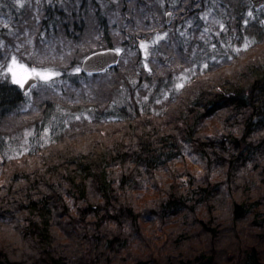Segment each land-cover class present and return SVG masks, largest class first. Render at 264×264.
<instances>
[{
    "label": "trees",
    "instance_id": "trees-1",
    "mask_svg": "<svg viewBox=\"0 0 264 264\" xmlns=\"http://www.w3.org/2000/svg\"><path fill=\"white\" fill-rule=\"evenodd\" d=\"M83 1L72 9L65 0H52L55 7L41 0L34 29L18 0H0V41L12 47L14 33L25 28L37 44L56 35L58 49H66L59 63L77 65L90 51L113 46L98 8L93 14ZM136 1L132 10L141 19L145 4ZM177 2L174 17H187L185 2ZM224 2L237 27L247 3ZM259 20L244 25L252 45L229 62L210 63L154 110L133 105L116 117L108 112L129 79L156 77L162 85L164 66L187 61L174 37L161 41L150 71L137 50L126 60L121 55L112 70L84 75L94 97L82 105L99 115L60 125L47 144L17 157L2 154V141L19 122L40 115L22 108L25 96L4 72L12 52L6 50V61L0 49V264H264ZM53 104L42 106L44 117Z\"/></svg>",
    "mask_w": 264,
    "mask_h": 264
},
{
    "label": "rangeland",
    "instance_id": "rangeland-1",
    "mask_svg": "<svg viewBox=\"0 0 264 264\" xmlns=\"http://www.w3.org/2000/svg\"><path fill=\"white\" fill-rule=\"evenodd\" d=\"M81 1L65 0L63 3L67 2L73 5L71 6L72 9H77ZM93 1L95 4L89 0L83 1V8L84 5L88 6V11L93 14L98 8L99 13L97 12V15L105 20L112 31L113 47L119 49L120 56L124 55L125 60L138 50L142 55L144 65L147 64L146 69L150 71V62L154 60L153 55L155 56L158 51L159 44L162 40H168L170 37H174L178 44L182 46V50L188 55L187 61L181 67H175L176 65L164 66L165 82L162 85L158 83L159 78L156 77L153 79L143 78L141 81L129 79V85H122L121 89H118L111 97L110 111L108 110L109 113L112 112L111 117H116L115 115L118 113L127 112V110L133 111V105L154 110L156 104L179 89L177 88L178 84H183L184 86L189 83L195 74L207 68L205 65L218 63L222 59L225 62H229L232 58L238 57L249 45H252L255 40L248 33H245L244 25L251 21L255 22L256 19H261L259 21L264 24V9L259 12H253L249 0H244L247 6H245V11L237 27L233 26L235 21L233 18L235 17L224 0H139L140 5L145 4L143 9L139 10V13H146L141 19L137 16V11L135 9L132 10L133 6L136 7V0ZM175 2H177V5L185 2L184 4L189 8L187 17H174L175 13L172 7ZM67 7L66 5L64 9H67ZM166 11H171L172 13L171 21L174 20L172 25L161 23V19L164 20ZM249 12L252 13L251 16L248 15ZM87 18H90V16L87 15ZM89 23L92 22L89 20ZM164 24L166 25L165 27ZM121 30L123 31V37L119 33ZM28 31L25 28L18 35L21 39H26L28 36L31 37ZM157 35L164 38L154 43ZM41 36L45 37V33H42ZM42 39L47 43L37 44L32 38L30 45L22 46L20 51L17 52L14 45L20 44L21 40H17L14 37L12 47H6L5 49V51L12 52L11 56L15 55L20 63L25 64L29 68L36 67L37 70L46 69L60 73L47 84L37 80L35 87L29 89L24 95L25 104L22 108L28 112L31 110V114L40 116L37 120H30L29 122L25 120L24 124L19 122L12 137L6 136L4 138L1 144V152L6 157H17L32 150L35 146L47 144L54 134L58 132L57 129H59L60 125L66 126L70 122L78 121L75 119L77 116L82 120L89 119L91 115H99L97 112H91L90 107L82 105L86 101L85 99L93 98L94 95L90 93L89 86H86L91 81L81 74L80 71H76L77 68L80 70V63L65 68L66 65L60 64L59 60H63L62 57L66 49L64 47L58 49L54 43L58 42L56 40H59V37L57 36L56 38V35L54 37L51 35L49 41L41 37ZM142 43L148 45L147 54L141 48ZM92 45L95 46L96 44L92 42ZM64 49L65 51H62ZM50 59L56 60L57 63H50ZM55 64H58V66ZM61 65L63 66L61 67ZM4 72L8 74L11 81V74L7 72V67ZM108 77L109 74L98 78L96 81H100L102 78L107 79ZM16 87L21 90L18 85ZM53 101V108L44 117V114L41 113L42 106L45 104L50 105ZM79 105L82 106L78 109H73V107ZM115 108H118L121 112H113ZM192 167V171L196 174L199 168L194 164Z\"/></svg>",
    "mask_w": 264,
    "mask_h": 264
},
{
    "label": "snow or ice",
    "instance_id": "snow-or-ice-1",
    "mask_svg": "<svg viewBox=\"0 0 264 264\" xmlns=\"http://www.w3.org/2000/svg\"><path fill=\"white\" fill-rule=\"evenodd\" d=\"M19 2V7L24 10V23L26 24H32V21H36V23H39V17L43 15V9H42V4L41 0H28L27 3H25V0H18ZM47 7H55V4L52 3V0H47ZM33 12L36 13V15H33ZM168 15H171V13H168ZM249 16L252 15L251 12L248 13ZM32 27L35 29L36 24H32ZM223 27V25H221ZM15 35V38L17 40H21L20 44L14 45L15 51L19 52L20 48L24 45H30L32 43V38L28 36L26 39H21L19 35ZM164 37L157 35L156 41L158 42L159 40L163 39ZM40 43H47L43 39L40 41ZM247 46V45H246ZM6 48L5 44L0 41V49ZM141 48L145 50V53L147 54V49L148 45L142 43ZM119 52V49H117ZM3 59L6 61L8 60V53L5 51ZM7 72L11 74V81L13 84L18 85L20 88H23L24 85L30 80H38V81H43L45 84H47L49 81H52L54 77L60 75L58 72L46 70V69H41L37 70L36 67H31L29 68L23 63H20L19 60L15 55H12L10 58V61L7 63ZM145 67H147V64H145ZM207 67V65H205ZM77 72L80 70L77 68ZM5 79H7V76H5ZM32 87H35V84L32 85ZM183 84H178L177 88H182ZM75 119L79 120L80 117L77 116Z\"/></svg>",
    "mask_w": 264,
    "mask_h": 264
},
{
    "label": "water",
    "instance_id": "water-1",
    "mask_svg": "<svg viewBox=\"0 0 264 264\" xmlns=\"http://www.w3.org/2000/svg\"><path fill=\"white\" fill-rule=\"evenodd\" d=\"M253 8L259 9L264 6V0H250ZM167 12L165 14L166 23H170V16ZM119 61V54L113 48H105L97 50L86 55L80 63V71L83 74H99L107 69L116 67ZM36 83V80L30 79L22 88L24 93L28 90L33 84Z\"/></svg>",
    "mask_w": 264,
    "mask_h": 264
},
{
    "label": "flooded vegetation",
    "instance_id": "flooded-vegetation-1",
    "mask_svg": "<svg viewBox=\"0 0 264 264\" xmlns=\"http://www.w3.org/2000/svg\"><path fill=\"white\" fill-rule=\"evenodd\" d=\"M258 11H260V9H258V10H256V9L254 10V9H253V12H258Z\"/></svg>",
    "mask_w": 264,
    "mask_h": 264
}]
</instances>
